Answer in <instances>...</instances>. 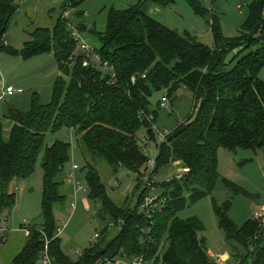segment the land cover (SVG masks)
Masks as SVG:
<instances>
[{
	"label": "trees",
	"instance_id": "16d2710c",
	"mask_svg": "<svg viewBox=\"0 0 264 264\" xmlns=\"http://www.w3.org/2000/svg\"><path fill=\"white\" fill-rule=\"evenodd\" d=\"M85 1L63 0L54 25L35 28L21 50L24 59L52 55L68 82L56 79L48 105L40 106L34 99L28 113L10 109L8 121L0 119V223L16 204L11 186L35 172L46 135L67 129L79 137L87 198L94 203L98 220L107 225L98 241L91 242L75 262L63 254L52 212L54 205L66 199L57 179L71 160V148L52 141L44 148L41 162L43 223L32 227L20 253L9 264H40L44 247L40 232L49 241L51 264H107L116 258L139 256L146 264H216L200 238L204 231L201 221L196 217L182 220L178 214L187 202L194 204L212 194L218 180L219 150L233 155L264 151V82L259 79L264 67V0L249 5L248 17L235 38L224 37L217 16L197 0H186L209 26L211 49L147 14L149 2L167 6L170 0H143L123 11L111 10L104 33H96L94 28L87 32L98 39L100 60L114 69L113 85L101 70L82 66V57L62 19L63 12ZM18 9L16 0H0V53L9 50L2 43ZM81 16L76 13L80 20ZM76 28L82 33L88 27L81 24ZM233 50H240L239 54L227 63ZM181 88L193 96V115L158 146L153 173L175 163L189 172L160 186L164 207L148 218L138 212L145 193L140 178L148 159L136 133L143 127L154 139L148 120L157 115L150 103L153 94L163 93L172 103ZM93 161L104 163L114 174L124 170L135 177L138 193L132 208L112 200ZM228 210L227 204L214 207L226 240L243 248L231 258L235 264H264V233L255 240L257 224L249 219L237 227Z\"/></svg>",
	"mask_w": 264,
	"mask_h": 264
},
{
	"label": "rangeland",
	"instance_id": "374dc122",
	"mask_svg": "<svg viewBox=\"0 0 264 264\" xmlns=\"http://www.w3.org/2000/svg\"><path fill=\"white\" fill-rule=\"evenodd\" d=\"M141 1L143 0H86L78 8L68 10V19L74 27L81 24L88 27L82 31L83 39L96 51L100 44L96 36L87 32L90 31L88 29L94 28L96 33H104L107 16L111 10L123 11ZM170 1L167 6L149 2L146 7L147 14L168 29L180 35L188 34L211 49L213 41L206 21L194 13L186 0ZM197 1L210 14L217 16L224 37L235 38L248 17V7L254 0ZM62 2L63 0H16L19 9L5 34L6 44L2 43V47L9 49V53H0V82L19 92L5 98L0 104L3 122L8 121L10 109L23 114L28 113L34 99L40 106L48 105L52 98L54 82L58 77L68 82V78L59 73L52 55L24 59L21 54L23 45L31 40L29 33L35 28L50 29L54 25ZM76 13L82 15L81 20L76 17ZM10 51L16 54H10ZM239 51L230 52L226 62L229 63ZM259 79L264 82V67L259 73ZM162 96L165 94L155 93L150 100L152 109L157 112L154 119L148 118L155 138L150 139L143 127L136 133L138 144L149 161L155 160L157 156L159 136L168 135L193 115V96L190 92L183 88L179 89L174 101L171 103L168 100L166 109H161L158 105ZM52 141L67 143L71 148V160L57 179L61 183L60 192L66 199L62 204L54 205L52 212L55 227L62 228L65 225L59 234L63 254L71 262H75L89 248L94 234L100 235L107 225V222L98 220L95 205L87 198L84 159L79 148V137L67 129L48 133L36 162L35 172L29 178L19 180L11 186V191L16 196V204L13 210L3 215L6 221L1 220L0 223V264H8L23 248L25 241L20 231L22 223L27 222L34 228L40 227L43 223L41 162L44 148ZM93 164L100 172L102 182L112 200L118 205L132 208L138 193L135 191V177L124 170L114 174L111 168L100 161H93ZM72 165H76L78 170L72 171ZM179 169L180 167L176 165H168L153 174L152 183L157 186L153 194L159 195L160 186L176 178L180 173ZM77 186L86 192L77 191ZM225 204L229 205L228 217L237 227H242L251 219L255 207L264 205V151L257 155L249 151H238L233 155L226 150H219L218 180L212 194L194 204L187 202L185 208L178 214L182 220L196 217L201 221L204 231L200 238L204 239L205 247L214 256L211 257L214 261L217 257L227 254L229 257L225 264H235L231 255L241 254L243 248L226 240L225 233L218 227L214 213L215 206Z\"/></svg>",
	"mask_w": 264,
	"mask_h": 264
},
{
	"label": "built area",
	"instance_id": "2783aa9c",
	"mask_svg": "<svg viewBox=\"0 0 264 264\" xmlns=\"http://www.w3.org/2000/svg\"><path fill=\"white\" fill-rule=\"evenodd\" d=\"M69 11H65L62 13V19L66 22V29L68 33L70 34V37L72 38L73 42L77 46V52L82 57V66L85 68L91 67L94 69H99L102 72H104L107 76L110 77V84L113 85L114 81L116 79V74L114 72V69L112 66H110L106 62H102L97 54L96 51L92 50L88 44L83 39V34L73 25L69 22ZM3 43L4 42L3 39ZM1 56V55H0ZM1 78V74H0ZM17 90H14L10 86H5L2 82L0 83V104L4 101L5 98L11 97L14 94H16ZM168 100L166 97H162L159 102V108L166 109ZM0 119H1V113H0ZM166 135H160L158 142L161 144L163 143ZM174 165H177L175 163ZM155 169V160L153 161H147L146 164V171L144 173V176L142 177V180L144 182V189L145 193L143 195L142 201L140 203L138 212L145 216V217H152L156 213H159L161 209L164 207L165 199L162 197L161 192L159 195H154L153 192L156 190V187L152 183V175L154 174ZM72 171H77L78 167L76 165H72L71 167ZM180 173L176 177V179H181L185 174L189 172L188 168H180ZM71 178V175L69 176ZM117 186V184H115ZM77 191H85L82 187L77 186ZM251 220L254 221L257 224L258 232L255 234L254 239H258L259 235L264 233V205H259L255 207L252 215ZM112 225H109L111 227ZM65 227L63 225L62 228L56 229V236L58 237L59 234H61L62 229ZM32 230V227L29 226L27 222H24L20 226V231L23 233V236L27 238L30 235V232ZM43 236L44 241V247L43 251L40 255V264H51V259L48 254V245L49 241L45 237V235L40 232ZM100 238V235L98 233L94 234L93 236V242H97ZM4 242V239H3ZM222 257L216 258V264H225L226 259H221ZM107 264H146L145 260L142 256L134 257V258H126V257H120L114 259L112 262H108Z\"/></svg>",
	"mask_w": 264,
	"mask_h": 264
},
{
	"label": "crops",
	"instance_id": "0c3cea01",
	"mask_svg": "<svg viewBox=\"0 0 264 264\" xmlns=\"http://www.w3.org/2000/svg\"><path fill=\"white\" fill-rule=\"evenodd\" d=\"M238 9H240L239 7H238ZM199 37H201L200 35H199ZM0 81H1V78H0ZM1 83V82H0ZM3 83V82H2ZM177 167V166H176ZM3 221H6V217L5 218H3L2 219ZM23 238H24V241L26 240V238L23 236ZM208 255L210 256V257H214L213 255H212V253L211 252H209L208 251ZM228 255L227 254H224V256L222 255V258H225L226 260H228ZM9 264V263H8Z\"/></svg>",
	"mask_w": 264,
	"mask_h": 264
}]
</instances>
